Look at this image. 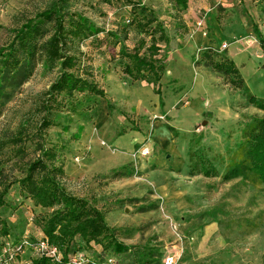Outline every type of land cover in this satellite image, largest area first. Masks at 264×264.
<instances>
[{"label": "rangeland", "instance_id": "1", "mask_svg": "<svg viewBox=\"0 0 264 264\" xmlns=\"http://www.w3.org/2000/svg\"><path fill=\"white\" fill-rule=\"evenodd\" d=\"M54 1L0 0V47L10 42L11 30ZM142 2L169 38L167 46L159 43L166 63L159 95L152 84L121 72L118 44H96L108 29L128 25L129 6L121 0L64 4L95 26L88 39L76 43L78 70L105 96L83 92L64 98L65 105L51 115L55 125L45 132V147L54 151L46 161L63 168L65 189L98 208L126 246L120 254L102 255L104 240L86 245L75 239L67 264H164L166 258L172 264H264V192L240 178L222 180L245 123L264 112L247 102L233 73L212 67L232 62L250 93L264 98V0H188L185 10L172 0ZM136 33L131 29L123 44L132 47L141 37ZM58 73L57 65L40 63L27 80L7 89L0 99V139L20 126L24 137L34 135L41 116L36 107ZM24 145L27 162L37 153L31 142ZM11 148L0 150L7 177L19 175ZM199 158L211 161L217 176H191L189 164ZM5 201L0 218L7 234L0 235V245L25 244L15 263L32 264L43 235L40 219L51 209L35 207L17 184Z\"/></svg>", "mask_w": 264, "mask_h": 264}, {"label": "trees", "instance_id": "2", "mask_svg": "<svg viewBox=\"0 0 264 264\" xmlns=\"http://www.w3.org/2000/svg\"><path fill=\"white\" fill-rule=\"evenodd\" d=\"M67 1L55 0L49 8L27 19L20 27L11 30L10 42L0 47V99L6 96L8 88L27 80L40 63L49 69L57 65L59 72L36 107L41 116L36 123L34 135L24 137L27 132L20 126L11 136L0 139V150L8 145L12 146L13 155L18 157L12 166L19 173L18 176L7 177L4 168L0 167V207L8 205L5 195L12 185L17 184L20 194L27 196L35 207L51 209L39 222L42 238L63 253L59 261L39 255L32 259V264H67L69 259L66 253L75 239L86 245L98 239L104 240L102 255L107 250L120 254L126 248L115 237L113 229L107 225L98 208L88 199L65 189L62 184L63 168L46 161L53 157L54 151L45 147V132L55 125L51 115L65 105L64 98H73L75 93L83 92L105 96L103 88L95 81L83 77L78 70L80 56L76 52V43L88 39L94 33L95 26L82 14L64 9ZM172 1L180 10L188 7V0ZM121 3L129 6L131 19L128 25L108 29L103 37L95 39L96 44H118V64L121 72L132 81L152 84L154 93L159 95L160 82L166 74V63L159 55V43L163 42L167 46L169 38L156 13L143 4L142 0H121ZM131 29L141 37L132 47H128L123 44V40L128 38ZM46 32L48 36L44 37ZM212 67L225 74L233 73L236 76L235 86L245 95L247 102L264 112V98H256L250 93L239 72L233 68L232 62L229 65L213 63ZM62 93L64 95L59 99ZM81 129L80 126L74 138L79 137ZM26 141L34 144V152L37 153L27 162L23 161L27 155L24 145ZM199 159L194 164H189L191 176H217V169L211 161ZM236 178L244 183L260 185L264 192V116L254 115L249 118L241 131V139L228 154L222 180ZM6 234V222L0 218V235Z\"/></svg>", "mask_w": 264, "mask_h": 264}, {"label": "built area", "instance_id": "3", "mask_svg": "<svg viewBox=\"0 0 264 264\" xmlns=\"http://www.w3.org/2000/svg\"><path fill=\"white\" fill-rule=\"evenodd\" d=\"M227 43L220 44L222 49L227 48ZM23 243H10L9 241H4L0 245V264H17L18 257L24 250ZM28 246V245H27ZM34 249L38 253V255H45L48 257H52L55 260L60 259L59 250L50 245L47 239L40 237L38 243H36ZM164 264H172V260L170 258H166Z\"/></svg>", "mask_w": 264, "mask_h": 264}, {"label": "crops", "instance_id": "4", "mask_svg": "<svg viewBox=\"0 0 264 264\" xmlns=\"http://www.w3.org/2000/svg\"><path fill=\"white\" fill-rule=\"evenodd\" d=\"M223 43V42H222ZM256 109V108H255ZM258 110V109H257ZM259 111H261V110H259ZM263 112V111H262Z\"/></svg>", "mask_w": 264, "mask_h": 264}, {"label": "water", "instance_id": "5", "mask_svg": "<svg viewBox=\"0 0 264 264\" xmlns=\"http://www.w3.org/2000/svg\"><path fill=\"white\" fill-rule=\"evenodd\" d=\"M203 124H205V122H203Z\"/></svg>", "mask_w": 264, "mask_h": 264}]
</instances>
